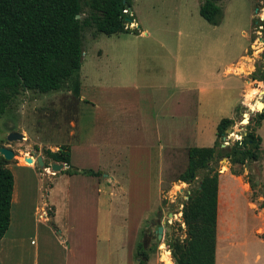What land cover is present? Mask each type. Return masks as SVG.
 Masks as SVG:
<instances>
[{"label": "rangeland", "instance_id": "rangeland-1", "mask_svg": "<svg viewBox=\"0 0 264 264\" xmlns=\"http://www.w3.org/2000/svg\"><path fill=\"white\" fill-rule=\"evenodd\" d=\"M182 2L131 0L132 11L126 10L129 15L132 12V19L126 26L137 31L145 29L148 36L138 33L105 35L98 33L91 23L83 26L77 73L56 91L39 93L32 88L24 89L11 98L0 114V146L14 152L13 158L4 159L13 184L9 224L0 238L2 264H63L64 244L54 223L62 224L67 220L76 223L96 220L102 225L108 221L110 229L99 228V236L116 234L114 243L111 240L109 245L98 238L95 261L91 257L93 246L88 242V258L83 260L84 264H139L135 259L137 244L153 226L149 225L145 231L142 229L158 212L161 224L165 223L164 233L159 239L146 243L148 256L143 264H173L169 242L175 239L184 243L186 233L180 211L203 171L186 183L178 179L186 167V150H175L177 154L169 163L168 149H159L156 143L158 150L152 152L158 155L136 154L135 149H131L139 145L143 134L118 130L117 124L123 122L119 114L122 104L133 106L136 92L127 86L122 88L119 80L127 75L140 83L142 77L150 76L148 78L164 87L172 82L176 73H183L185 68L195 71L197 67L204 68L205 90L219 93L222 114L229 109L232 115L242 96L241 79L246 82L245 98L252 107H248L249 112L243 117L236 114L225 129L231 128V131L224 135L231 138L232 134L239 135L253 128L260 138L257 161L239 165L220 157L209 163L218 175L223 173L219 175V191L221 196L223 194V204L226 201L220 213L219 230L222 236L229 238V243L218 245L217 256H222L223 262L233 259V264H264V207H259L264 203V121L258 124L256 132L252 120L264 106V96L259 93L264 88V0H221V19L217 26L198 15V4L189 3L186 11ZM81 7L80 18L89 19L91 10L82 1ZM188 10L191 14H187ZM229 61L231 66L237 61V69L233 71L242 78L224 72ZM75 85H78L77 93ZM127 111L132 112V109ZM125 121L127 123L128 118ZM9 132H18L22 137L8 141ZM160 136L163 139V135ZM106 144L113 148L104 147ZM117 145L121 147L119 151H124L117 153ZM61 146L68 147L72 167L90 168L98 171V175H67L62 172L65 168L50 170L53 161L45 151H59ZM38 155L45 169L36 165L34 159ZM25 156L32 157V162H25ZM127 167L129 180H126ZM111 168L117 169L119 179L115 183L108 181L106 185L103 175ZM231 169L240 174L233 175ZM120 186L135 190L141 206L146 203L144 192L151 193L149 207L137 214L128 243L122 245L117 239L122 218L113 209ZM98 197L100 206L96 208ZM106 198H110L109 203ZM52 205L55 207L53 218ZM127 247L129 263H126ZM81 262L78 259L76 264Z\"/></svg>", "mask_w": 264, "mask_h": 264}, {"label": "trees", "instance_id": "trees-1", "mask_svg": "<svg viewBox=\"0 0 264 264\" xmlns=\"http://www.w3.org/2000/svg\"><path fill=\"white\" fill-rule=\"evenodd\" d=\"M81 1L92 12L89 19L80 18ZM220 1L200 0L199 16L211 25H218ZM126 9L131 11V0H0V114L11 98L24 89L32 88L39 93L56 91L77 73L83 26L91 23L98 33L105 35L137 34L136 28L126 26L132 19V12L129 15ZM75 92H78V85H75ZM252 120L256 127L264 120V107ZM231 123V119H219L212 146L186 149V167L178 179L187 183L200 170L203 174L180 211L186 233L184 243L175 239L169 242L177 264H214L218 172L209 163L224 157L231 164L243 165L259 158L260 138L253 128H247L245 134L231 145L219 147V139ZM45 153L53 162L67 164L62 170L67 175H98V171L90 168L72 167L66 146ZM230 172L240 174L235 169ZM12 184L11 171L0 156V238L9 223ZM259 207H264V203ZM147 256V249L138 243L135 259L143 264Z\"/></svg>", "mask_w": 264, "mask_h": 264}, {"label": "crops", "instance_id": "crops-1", "mask_svg": "<svg viewBox=\"0 0 264 264\" xmlns=\"http://www.w3.org/2000/svg\"><path fill=\"white\" fill-rule=\"evenodd\" d=\"M182 8L186 9L189 3L194 2V6L196 4L199 5L200 0H182ZM197 5V6H198ZM132 11V10H131ZM198 12V7H197ZM191 14L188 10L187 14ZM199 15V14H198ZM204 20V19H203ZM205 21V20H204ZM137 23L134 19V26ZM220 23V22H219ZM139 27V25H136ZM217 26V25H213ZM138 34L148 36V32L145 29H140ZM237 61H235L236 63ZM231 66V61L226 63V68L224 70L225 73H231L233 76L242 78V75L234 74L233 69H237L235 66ZM118 69L121 68L120 62L117 64ZM205 72L204 68L197 67L195 71L191 69L185 68L183 73H176L172 78V82L164 87H160L159 83L152 80V78H148L150 76H145L141 78L140 83L136 81V79L129 78L126 73L124 78L119 80L122 82L120 86L123 88L127 86V88H132L136 92V97L134 99L133 106L125 105L124 103L121 106L119 114L123 117V122L117 124L118 130L125 131L133 130L138 131L143 134V138L139 141L138 146H132L131 149H135V153H144V154H154L156 152H152V150H158L167 148L169 155L167 156L169 163H172L177 152L175 150H181L184 152L188 147L192 146H212L215 141V126L219 119L228 118L234 120V116L237 114L238 116H242L247 114L245 112H249L248 107H252L250 101H248L245 96L246 93L245 81L241 79L242 84L240 86V94L241 99L238 101L237 107L233 108L232 115L229 109L223 110V114L221 112L222 100L220 98L219 93H211L205 90V82L203 79ZM210 74V71L207 72ZM173 75V74H172ZM178 78V79H177ZM177 80V82H176ZM264 89V88H263ZM157 91H162V94H157ZM264 96V95H263ZM122 97V96H121ZM220 102V105H219ZM224 105V104H223ZM132 109L131 111H127L128 109ZM125 118H128V122L126 123ZM210 118V119H209ZM264 121V120H261ZM259 122V124L261 123ZM257 128V127H256ZM258 128L256 129V132ZM226 132V130H225ZM224 132V133H225ZM160 134L163 135V139H161ZM152 135V136H151ZM156 135V136H154ZM224 136V135H222ZM221 138V137H220ZM205 144L210 145H202ZM154 143L158 144V148L155 147ZM110 145V144H108ZM107 144L104 147H109ZM122 145H124L122 143ZM103 147V148H104ZM163 147V148H162ZM220 147V143H219ZM120 146L117 145L118 151L117 153H121L124 150H120ZM104 150V149H103ZM130 150V149H129ZM148 151V152H146ZM127 152V150H125ZM146 152V153H145ZM131 153V151H130ZM129 154V152H127ZM157 154V153H156ZM99 155V154H98ZM140 155V154H139ZM158 155V154H157ZM120 156V154H119ZM156 156V155H155ZM126 164V163H124ZM116 165V163H115ZM129 165L128 163L126 164ZM117 169L111 168L107 173L103 175L106 181L104 182L106 185L108 181L114 182L118 181L119 176L117 174ZM129 167L126 169V180H129V173H127ZM229 176H232L231 173L226 172ZM223 174V173H220ZM219 174V175H220ZM217 179V197H216V228H215V245H214V264H233L235 263L233 259L227 260V262H223L222 256H217L218 245L225 244L227 245L229 242V238L222 236L220 234V213L223 212V208L226 206V201L223 204L221 201V197L223 199V194L221 196L219 191V186L221 180ZM150 180L147 176V181ZM117 184V183H116ZM148 188V187H147ZM118 196L117 202L115 205L114 211L117 213V216L122 218L120 225L118 227L119 236H117L118 243L122 245V243H128V234L131 228H134V223L137 222L136 216H138L141 212H144L150 205L151 193L144 192V197L146 203L141 206L139 197L135 194V190H127L122 189L120 186L118 188ZM112 196L110 194V190L108 192V197ZM86 205H88V195H86ZM99 200H95L96 208H99L100 197ZM107 203L110 202V198H106ZM11 202V201H10ZM53 206V205H52ZM98 206V207H97ZM108 207V206H107ZM86 210H88V206H86ZM85 210V211H86ZM55 212V207L53 206V212L51 218H53ZM88 212V211H87ZM68 211L65 212V214ZM138 214V215H137ZM10 215V210H9ZM136 218V219H135ZM135 219V220H134ZM54 223V222H53ZM9 224V223H8ZM55 229L57 230L58 236L64 244L63 247V264H76L78 259H81L82 262L80 264H84L83 260L88 258V242L92 244L91 257L92 260L95 261L96 254V245L98 242V238L100 237L105 241L107 245L113 240L115 241V235H100L98 233L100 229H110L109 222L106 221V224H99L96 220L89 221H80L78 223L74 221H64L62 224H55ZM8 228V227H7ZM117 228V227H116ZM115 228V229H116ZM124 230V231H123ZM112 231V230H111ZM5 233V232H4ZM232 235V234H231ZM126 263H129L130 252L128 247L126 249ZM256 259L257 256L254 255ZM0 264H2V260L0 257Z\"/></svg>", "mask_w": 264, "mask_h": 264}, {"label": "water", "instance_id": "water-1", "mask_svg": "<svg viewBox=\"0 0 264 264\" xmlns=\"http://www.w3.org/2000/svg\"><path fill=\"white\" fill-rule=\"evenodd\" d=\"M75 17H78V15H75ZM259 93H261V94H263L264 95V89L262 88V89H260L259 90ZM261 103V102H260ZM263 105H262V107H261V109H263ZM260 109V110H261ZM259 110V111H260ZM22 137V135L20 134V133H18V132H9L8 134H7V140L8 141H11V140H17V139H20ZM0 155L3 157V159H5V160H9V159H11V158H13V156H14V152L10 149V148H7V147H5V146H0ZM24 161L25 162H27V163H30V162H32V157H30V156H25L24 158ZM34 161H35V163H36V165L38 166V167H40V168H42V169H45L46 167L44 166V162H43V160H42V157L40 156V155H38V156H36L35 157V159H34ZM67 167V164H65V163H56V162H52V163H50V165H49V168H50V170H52V171H58V170H60V169H62V168H66ZM158 216V215H157ZM168 216H170V214H168ZM158 227H157V231H158V235H157V237L158 238H160V232H161V222L160 221H158ZM171 257H172V255H171ZM173 258V257H172ZM173 264H177V262L175 261V260H173Z\"/></svg>", "mask_w": 264, "mask_h": 264}, {"label": "flooded vegetation", "instance_id": "flooded-vegetation-1", "mask_svg": "<svg viewBox=\"0 0 264 264\" xmlns=\"http://www.w3.org/2000/svg\"><path fill=\"white\" fill-rule=\"evenodd\" d=\"M168 214L170 213H167V216ZM158 215V216H157ZM171 216V214H170ZM158 221H160V212L156 213L154 215V218H150L145 224H144V227H143V231H145L149 225H152L153 226V230L151 232H147V233H144L142 235V238H141V246L143 248H146V243L149 242L150 240H154V239H159L157 237L158 235V231H157V227H158ZM161 222V221H160ZM161 224V223H160ZM164 226H165V223L164 224H161V232H160V237L162 236V234L164 233ZM166 229H168V227H166Z\"/></svg>", "mask_w": 264, "mask_h": 264}, {"label": "built area", "instance_id": "built-area-1", "mask_svg": "<svg viewBox=\"0 0 264 264\" xmlns=\"http://www.w3.org/2000/svg\"><path fill=\"white\" fill-rule=\"evenodd\" d=\"M125 11V10H124ZM245 134L243 131H241V133L239 135H235L232 134L231 138L226 137L225 135L222 136L219 140L220 143V147H225V146H229L230 143H233L234 141L238 140L241 138V135Z\"/></svg>", "mask_w": 264, "mask_h": 264}, {"label": "bare ground", "instance_id": "bare-ground-1", "mask_svg": "<svg viewBox=\"0 0 264 264\" xmlns=\"http://www.w3.org/2000/svg\"><path fill=\"white\" fill-rule=\"evenodd\" d=\"M257 104V103H256ZM254 104V105H256ZM231 131V128H228V130H226V133L230 132Z\"/></svg>", "mask_w": 264, "mask_h": 264}]
</instances>
